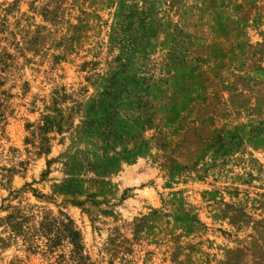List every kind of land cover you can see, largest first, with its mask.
I'll list each match as a JSON object with an SVG mask.
<instances>
[{
  "label": "rangeland",
  "instance_id": "1",
  "mask_svg": "<svg viewBox=\"0 0 264 264\" xmlns=\"http://www.w3.org/2000/svg\"><path fill=\"white\" fill-rule=\"evenodd\" d=\"M83 262L264 264V0H0V264Z\"/></svg>",
  "mask_w": 264,
  "mask_h": 264
},
{
  "label": "trees",
  "instance_id": "2",
  "mask_svg": "<svg viewBox=\"0 0 264 264\" xmlns=\"http://www.w3.org/2000/svg\"><path fill=\"white\" fill-rule=\"evenodd\" d=\"M70 222L73 225V221L70 220ZM69 238L71 239V241L74 244V246L79 247L78 246L79 233L77 231L72 230L71 232H69ZM83 264H87V263L83 262Z\"/></svg>",
  "mask_w": 264,
  "mask_h": 264
}]
</instances>
